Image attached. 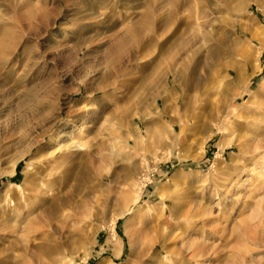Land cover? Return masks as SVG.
Wrapping results in <instances>:
<instances>
[{
	"label": "rangeland",
	"instance_id": "rangeland-1",
	"mask_svg": "<svg viewBox=\"0 0 264 264\" xmlns=\"http://www.w3.org/2000/svg\"><path fill=\"white\" fill-rule=\"evenodd\" d=\"M165 2L0 0L2 264H264V0Z\"/></svg>",
	"mask_w": 264,
	"mask_h": 264
},
{
	"label": "bare ground",
	"instance_id": "bare-ground-1",
	"mask_svg": "<svg viewBox=\"0 0 264 264\" xmlns=\"http://www.w3.org/2000/svg\"><path fill=\"white\" fill-rule=\"evenodd\" d=\"M166 2H165V4H168V5H170V6H173V11L171 12V14L166 18V23H170V21H173V20H175L174 18H176L177 17V15L179 16V12H180V10H182V8L184 7L185 8V6H183V3H182V5H180L179 6V4H181V3H178V1H180V0H165ZM182 1V0H181ZM183 1H185V0H183ZM187 2L189 1V0H186ZM191 2V1H190ZM185 4V3H184ZM147 6L148 7H151L152 6V2H149V3H147ZM258 6H260V7H263V3L261 2H258ZM184 11V10H183ZM182 11V12H183ZM155 12V11H154ZM154 12L153 11H146V12H143V14L141 15V17H140V21H142L144 24H148V25H150L151 26V24L154 22V17H155V14H156V12H155V14H154ZM154 15V16H153ZM177 19V18H176ZM200 19V18H199ZM186 20V19H185ZM188 21V20H187ZM199 21V20H198ZM173 22H175V21H173ZM205 22L207 23V21H205V20H202L201 22H199L200 23V25L202 26V27H204V25H205ZM197 24H198V22H197ZM206 26V25H205ZM200 27V26H199ZM207 27V26H206ZM194 29V28H193ZM199 30V29H198ZM205 30V29H204ZM203 31V30H202ZM201 32V31H200ZM132 33H133V31H132ZM200 34V33H199ZM201 35V34H200ZM204 36H206L205 35V33H204ZM204 38V37H203ZM121 44H123V42H120V43H117L116 44V46H115V50L116 51H118L119 49H120V47H121ZM184 48V50L186 49V47H183ZM185 54H188V50H186L185 52H184ZM257 108H259V114H258V117H257V120H259V122H261V120L263 119L264 120V107L262 108L261 106H258ZM96 109H93L91 112H89L86 116H88V117H91V116H93V115H95L96 114ZM86 121H82L81 122V124L77 127L78 128V130H79V133H80V135L82 134V132H84V128H85V123ZM62 133V130H60V131H58L57 132V134H56V137H58L60 134ZM51 141H52V139H51ZM50 141V142H51ZM257 145V144H256ZM255 145V146H256ZM80 147H81V144L78 142V141H72V142H70V143H68L67 145H66V147H65V150H64V152H65V154L66 153H74L75 154V152L76 151H79L80 150ZM262 146L260 147V146H256V148H254L255 150H254V159L252 160V167H251V169L254 171V172H256L257 174H259V173H261L260 175H262L263 177H264V149L262 148ZM59 150H62V145H60L59 146V148H58ZM260 161H261V163H260ZM259 162V164H261V166H260V171H256V169L255 168H253L255 165H256V163H258ZM247 165H245V167H246ZM49 168H50V165H49ZM52 168H50L49 170L48 169H45L44 171V175L43 174H41V171L40 170H38V171H40V172H36L37 173V176L35 177H30L28 180H27V186H25V190H27V191H30L31 193H32V196H31V199H40V198H44V196H46L47 194L46 193H49V192H51V187H52V183H51V178H52V176H53V174H52ZM70 177V176H69ZM45 190V191H44ZM27 194V193H26ZM44 194H46V195H44ZM28 197H30L29 195H28ZM124 198V200L128 203V201H130V196L128 197V196H124L123 197ZM57 200H58V198H55V199H52V200H50L47 204H46V206L44 207V209H45V211L47 212V213H49V214H57L58 212H60V210L62 209H60V205L59 204H55V202H57ZM15 201V200H14ZM34 203V202H33ZM58 203V202H57ZM2 205L3 204H1L0 203V210L2 209V208H4V209H10L11 211H0V264H2L1 262L3 261V259H5L4 258V256L6 257V255H5V252L7 251L8 252V250L9 249H11L12 247H13V244H12V240H11V238L12 237H10L11 235V233H13V232H15L16 233V229H17V227H19L21 224H20V222H19V218H20V216L22 215V213H21V211H20V209L23 207V205L21 206L20 205V203L19 202H14V203H12V202H10V203H6L5 205H4V207H2ZM129 207V206H128ZM128 207H125L124 209H123V212H128V213H130V208H128ZM23 210V209H22ZM62 211V210H61ZM12 212V213H11ZM15 212V215H13V213ZM198 215L200 214V213H197ZM196 214H194V213H192V212H190V211H187L186 212V214L184 215V218L186 219L185 221H184V225L185 226H187V225H189V223H190V221L192 220V217L193 216H195ZM12 216H13V218H12ZM22 220V219H21ZM20 220V221H21ZM28 224H29V222H28ZM23 225H21V227H22ZM186 229H187V227H185L184 229H183V232H171V234H172V236H174V238H177V237H180L181 238V240L183 241L182 243L183 244H186L185 242V239H187V234H186ZM20 230V229H19ZM18 230V231H19ZM18 233V232H17ZM14 235V234H13ZM17 238V237H16ZM20 239H22V240H26L27 241V234L26 233H23V234H21L20 235ZM187 242L189 243V245H190V248L192 247V245L193 244H196L197 242H196V240H194V239H192V240H187ZM8 243V244H7ZM205 243V242H204ZM24 244H27V243H24ZM13 250V249H12ZM148 250H150V249H148ZM10 251V250H9ZM13 253V252H12ZM147 255V251H146V253L144 252V253H139V254H137L136 255V259L135 260H137V262L139 263V264H142V263H144L143 261H144V258H143V256L144 255ZM9 255V254H8ZM10 255H11V252H10ZM193 255H198V253L197 252H195V254H193ZM192 255V256H193ZM137 262H135V263H137Z\"/></svg>",
	"mask_w": 264,
	"mask_h": 264
}]
</instances>
